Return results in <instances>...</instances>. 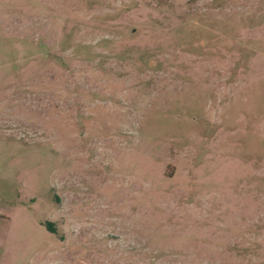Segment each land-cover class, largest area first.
<instances>
[{
	"label": "rangeland",
	"instance_id": "1",
	"mask_svg": "<svg viewBox=\"0 0 264 264\" xmlns=\"http://www.w3.org/2000/svg\"><path fill=\"white\" fill-rule=\"evenodd\" d=\"M0 264H264V0H0Z\"/></svg>",
	"mask_w": 264,
	"mask_h": 264
},
{
	"label": "trees",
	"instance_id": "2",
	"mask_svg": "<svg viewBox=\"0 0 264 264\" xmlns=\"http://www.w3.org/2000/svg\"><path fill=\"white\" fill-rule=\"evenodd\" d=\"M44 227L50 231V232H53V228H52V225L50 222H44Z\"/></svg>",
	"mask_w": 264,
	"mask_h": 264
}]
</instances>
